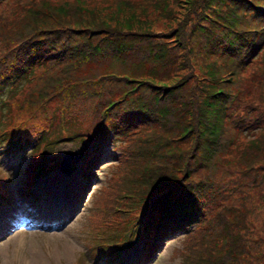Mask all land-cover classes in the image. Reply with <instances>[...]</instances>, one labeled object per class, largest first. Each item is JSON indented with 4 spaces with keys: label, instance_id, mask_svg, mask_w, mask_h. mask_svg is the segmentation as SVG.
Returning <instances> with one entry per match:
<instances>
[{
    "label": "trees",
    "instance_id": "obj_1",
    "mask_svg": "<svg viewBox=\"0 0 264 264\" xmlns=\"http://www.w3.org/2000/svg\"><path fill=\"white\" fill-rule=\"evenodd\" d=\"M0 104V160L25 162L0 207L38 199L61 143L88 181L110 142L124 174L90 247L102 264L176 234L178 264H264V0H0Z\"/></svg>",
    "mask_w": 264,
    "mask_h": 264
},
{
    "label": "rangeland",
    "instance_id": "obj_2",
    "mask_svg": "<svg viewBox=\"0 0 264 264\" xmlns=\"http://www.w3.org/2000/svg\"><path fill=\"white\" fill-rule=\"evenodd\" d=\"M53 107L56 105L51 104L49 109L52 110ZM58 110L60 112L59 108ZM5 112L10 113V106ZM61 119L67 120V117L57 114L50 125L42 122L38 127L53 130L62 124ZM72 120L79 123L74 129L84 128L85 123L80 121L78 113L73 115ZM61 128L63 129L62 126ZM79 147L80 145L73 142H65L56 148V156L65 154L63 158H68L69 164L63 163L60 168L34 178L31 188L39 193V200L33 202L18 195L12 197L8 207L9 216L5 218L9 220L0 223V264H102V261L91 254L90 247L107 242L109 232L114 231L111 225L115 216H103L106 209L103 206L112 200L116 193V178H120L118 174H124L117 164V160L122 156L117 149L111 148L110 142H105L102 147L105 157L92 172L96 175L84 182L82 175L79 174V166L83 159L82 153L78 151ZM4 164L3 160H0V175L7 176L10 173L9 180L13 178V185L18 188L20 181H25L21 174L25 162L19 157H14L11 165ZM13 169L16 170L15 173ZM85 185L86 187H83ZM12 189L10 186L9 190ZM72 200L75 206L72 207V211L66 212ZM4 206L3 204L0 210ZM28 207L30 210L25 212ZM11 215H14V223H10ZM28 216L38 217H33L37 220L32 223L22 221V217L27 219ZM102 222L108 224L107 231L100 227L103 226ZM183 237V234L167 237L159 251L143 264H178L180 261L178 252L183 246ZM139 243L130 247L137 251L133 258L128 257V247L120 248L118 256L125 264L137 260L141 246Z\"/></svg>",
    "mask_w": 264,
    "mask_h": 264
},
{
    "label": "water",
    "instance_id": "obj_3",
    "mask_svg": "<svg viewBox=\"0 0 264 264\" xmlns=\"http://www.w3.org/2000/svg\"><path fill=\"white\" fill-rule=\"evenodd\" d=\"M64 156H66V155H64ZM62 160H63V163H65V165L69 164V159L68 158H63Z\"/></svg>",
    "mask_w": 264,
    "mask_h": 264
},
{
    "label": "bare ground",
    "instance_id": "obj_4",
    "mask_svg": "<svg viewBox=\"0 0 264 264\" xmlns=\"http://www.w3.org/2000/svg\"><path fill=\"white\" fill-rule=\"evenodd\" d=\"M68 142V141H67ZM65 143V142H64Z\"/></svg>",
    "mask_w": 264,
    "mask_h": 264
}]
</instances>
